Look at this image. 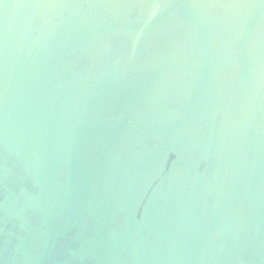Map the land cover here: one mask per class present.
I'll use <instances>...</instances> for the list:
<instances>
[{"label": "water", "instance_id": "water-1", "mask_svg": "<svg viewBox=\"0 0 264 264\" xmlns=\"http://www.w3.org/2000/svg\"><path fill=\"white\" fill-rule=\"evenodd\" d=\"M0 264H264V0H0Z\"/></svg>", "mask_w": 264, "mask_h": 264}]
</instances>
